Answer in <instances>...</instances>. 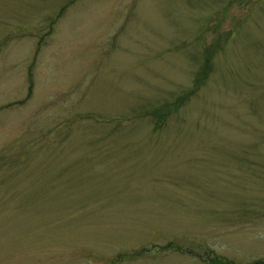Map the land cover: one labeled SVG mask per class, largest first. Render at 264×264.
Instances as JSON below:
<instances>
[{
    "label": "rangeland",
    "instance_id": "obj_1",
    "mask_svg": "<svg viewBox=\"0 0 264 264\" xmlns=\"http://www.w3.org/2000/svg\"><path fill=\"white\" fill-rule=\"evenodd\" d=\"M255 262L264 0H0V264Z\"/></svg>",
    "mask_w": 264,
    "mask_h": 264
},
{
    "label": "trees",
    "instance_id": "obj_2",
    "mask_svg": "<svg viewBox=\"0 0 264 264\" xmlns=\"http://www.w3.org/2000/svg\"><path fill=\"white\" fill-rule=\"evenodd\" d=\"M210 59L208 52L205 54V59L203 64L200 66V69L197 70L196 74L193 76L194 78V88L185 93L183 96L177 98L175 101L165 103L161 105L159 109H155L151 112H147L146 116H142L144 118H149L151 123L153 124V128L155 131H159L162 126L166 123L168 116L171 115L173 112L180 110L183 106L187 104V102L194 97L200 90V86L203 83H206L210 75L213 73L212 65L210 66ZM209 64V65H208ZM31 69L29 71V88H28V99L32 93V79H31ZM167 105L168 107H165ZM160 106V105H159ZM139 119H143L138 117ZM214 261V260H213ZM230 264V263H227ZM252 264H264L262 262H255Z\"/></svg>",
    "mask_w": 264,
    "mask_h": 264
}]
</instances>
